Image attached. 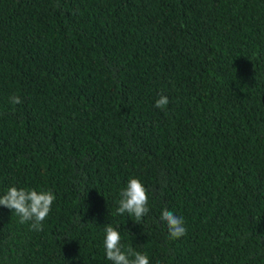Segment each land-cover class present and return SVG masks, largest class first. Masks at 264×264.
<instances>
[{"label": "trees", "instance_id": "1", "mask_svg": "<svg viewBox=\"0 0 264 264\" xmlns=\"http://www.w3.org/2000/svg\"><path fill=\"white\" fill-rule=\"evenodd\" d=\"M11 186L56 199L40 231L0 206V264H111L108 224L149 264H264V0H0Z\"/></svg>", "mask_w": 264, "mask_h": 264}, {"label": "clouds", "instance_id": "2", "mask_svg": "<svg viewBox=\"0 0 264 264\" xmlns=\"http://www.w3.org/2000/svg\"><path fill=\"white\" fill-rule=\"evenodd\" d=\"M9 101L12 104L21 103L20 97L16 95L11 96ZM168 103V97L161 95L156 100L154 107L163 110ZM119 196L117 215L127 213L129 217H135L134 221L139 224L150 210L148 194L142 182L137 178H130L126 187L120 190ZM55 199V195L50 190L37 191L11 186L0 195V206L16 213L20 217L21 224L30 222L32 230L40 231ZM160 219L166 224L170 239L186 235L187 230L182 217L165 209L162 211ZM104 232L103 246L106 259L111 261V264H149L148 256L135 251L131 245L126 249L122 248L120 233L111 224L105 226Z\"/></svg>", "mask_w": 264, "mask_h": 264}]
</instances>
